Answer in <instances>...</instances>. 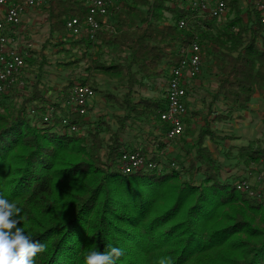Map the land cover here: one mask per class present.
Listing matches in <instances>:
<instances>
[{"label":"trees","instance_id":"trees-1","mask_svg":"<svg viewBox=\"0 0 264 264\" xmlns=\"http://www.w3.org/2000/svg\"><path fill=\"white\" fill-rule=\"evenodd\" d=\"M242 1L226 0L229 19L218 27L217 18H196L179 0H120L121 8L95 40L88 33L71 40L66 24L85 20V1L47 0L45 47L70 57L62 68L76 71L87 63V71L117 82L125 93L79 81L121 113L114 117L116 129L101 120L84 134L68 133L63 124L85 122L66 106L76 82L68 81L52 100L42 85L44 64L27 94L16 85L0 95V196L22 208L26 219L19 226L33 242L46 245L35 264H84L88 253L108 246L123 252L116 264H159L162 257H171L172 264H264V205L236 189L242 180L223 176L226 167L217 156L236 137L220 135L216 125L249 109L256 93L264 97L263 14L252 4L243 12ZM183 19L190 21L186 30L178 27ZM196 38L203 67L209 62L217 86L199 129L184 118L181 137L193 140L192 150L179 159L164 158L161 170L123 173L125 152H145L128 141L129 129L145 122L165 138L168 129L161 120L166 98L142 97L135 87L141 80L167 78L181 48ZM106 51L121 57L102 62ZM16 98L20 104L9 107ZM52 108L50 122L37 126ZM165 145L158 141V150ZM224 154L238 165L264 159L252 144L236 151L228 146ZM154 160L159 162L156 155Z\"/></svg>","mask_w":264,"mask_h":264},{"label":"rangeland","instance_id":"rangeland-1","mask_svg":"<svg viewBox=\"0 0 264 264\" xmlns=\"http://www.w3.org/2000/svg\"><path fill=\"white\" fill-rule=\"evenodd\" d=\"M180 4H183L187 8V2L179 0ZM253 0H243L242 8L243 12L247 9H252L251 4ZM168 17L170 15L167 14ZM229 19L227 14L217 19L216 26L225 27L226 20ZM11 38H15L21 41V45L24 46L25 51L28 53L26 57V68L22 75L24 81V88L21 91L23 94H27L33 84V78L39 73L42 64V85L45 93L57 101L58 96L62 88L68 83V81H75L76 85H79V81H95L102 90H108L116 92L118 94H124L125 89L117 82L109 81L102 76H97L90 71H87L89 65L82 63V67L76 71H71L62 68L61 64L70 60V57L65 52H59L58 48L49 45L46 46V42L49 38V25L47 23V12L44 8L26 9L22 14L21 24L15 26L9 30ZM71 40L75 37L70 34ZM54 45V44H53ZM68 48H71L69 45ZM81 49L79 53L83 52ZM95 56V55H94ZM124 56V55H122ZM99 56H95L97 58ZM118 54L106 51L100 56L102 62L118 61ZM202 73L193 80L188 87V101H187V118L190 123H193L196 128H200L203 124V114L211 100V94L215 91L217 86L216 79L211 76L209 72V62H204ZM167 78H149L141 80V85L135 87L136 93L142 97L165 99L167 93L169 73ZM73 90V89H72ZM72 92V91H71ZM261 97V98H260ZM256 98V99H254ZM20 104V98H16L13 102H9L8 106L13 107L14 105ZM90 108L87 114L84 116L85 122L79 127V133L84 134L87 129L97 128L101 120H105L111 124L114 129L117 128L116 120L114 117L121 114L118 109L111 107L104 99L95 94V97L90 102ZM67 106V103H66ZM260 109V112L252 111ZM220 109L225 111L226 106L221 104ZM0 112H4L0 108ZM195 114H201L196 116ZM37 124V122H36ZM137 127L129 129V133L126 135L128 141L132 143L134 147L139 146L144 148L143 154H155L158 150V141H165V135L163 131L154 127L153 124L145 122H139ZM220 135H233L236 140L230 142L226 147L222 145L221 150L217 152V156L222 161L226 169L224 172L230 174V180L237 178L236 180L250 181L248 177L251 173L257 180L264 174V159L260 164H239L235 159L225 160L224 152H227L228 146H234L235 151L248 144H252L255 147H260L264 151V97L256 93L250 102L249 109L244 111H236L228 119L216 125ZM107 135V134H106ZM131 145V144H130ZM194 142L192 139L186 137H179L172 143L165 145V157L166 160H175L185 155H188L189 151L192 150ZM212 146V145H211ZM132 147V148H133ZM212 148L215 149L214 146ZM133 150V149H131ZM225 176V175H224ZM255 180V182H256ZM251 184H257L258 192L264 199V185L262 182L250 181Z\"/></svg>","mask_w":264,"mask_h":264},{"label":"built area","instance_id":"built-area-1","mask_svg":"<svg viewBox=\"0 0 264 264\" xmlns=\"http://www.w3.org/2000/svg\"><path fill=\"white\" fill-rule=\"evenodd\" d=\"M87 7V14L83 22L78 18L69 20L66 24L68 32L81 38L88 33L91 39L97 38L98 32L103 25L108 24L110 16L121 8L120 0H84ZM187 2V9L194 13L196 18H222L228 13L226 0H183ZM47 4V0H0V95L10 91L14 86H24L22 75L26 68V48L21 45V41L11 38L9 30L21 24L22 14L26 9L42 8ZM252 5L256 10L262 12V23L264 24V0H253ZM195 18V17H194ZM190 21L183 19L178 23L180 30L189 28ZM23 44V43H22ZM203 47L196 38L188 45L181 48L179 52V62L170 69L167 93L166 109L161 113V120L167 124L166 144L172 143L179 138L185 129L184 118L187 116V92L189 84L195 80L203 69L202 60ZM95 97V91L88 85H76L67 102V108L72 112L85 116L90 108V102ZM55 110L52 108L43 121L37 120V126L47 125ZM67 126L68 133H77L79 127L71 124L69 120H63ZM159 158V162L154 160V156ZM166 153L165 149L157 151L155 154H143L139 152H125L121 158V170L125 174H131L140 170L162 169V160ZM256 182L264 185V174ZM257 184L250 181H239L236 189L247 193L250 197L261 200L264 199L258 192Z\"/></svg>","mask_w":264,"mask_h":264},{"label":"clouds","instance_id":"clouds-1","mask_svg":"<svg viewBox=\"0 0 264 264\" xmlns=\"http://www.w3.org/2000/svg\"><path fill=\"white\" fill-rule=\"evenodd\" d=\"M15 201L0 196V264H35L34 257L47 250L46 245L33 242L25 228L20 227L26 218ZM105 252L92 251L85 256L84 264H116L123 252L108 246ZM159 264H172L171 257H162Z\"/></svg>","mask_w":264,"mask_h":264},{"label":"crops","instance_id":"crops-1","mask_svg":"<svg viewBox=\"0 0 264 264\" xmlns=\"http://www.w3.org/2000/svg\"><path fill=\"white\" fill-rule=\"evenodd\" d=\"M2 11H3V10H0V12H2ZM260 98H261V97H260ZM254 99H256V98H254ZM187 101H188V95H187L186 104H187ZM251 110H252V111H255V112H256V111H257V112H260V109H258V110H254L253 108H251ZM165 141H166V139H165ZM224 175H225L226 178H229V177H230V174H226L225 172H223V176H224ZM248 177L251 179L250 181H253L254 183H256V182H255L256 179L254 178L255 176H253L252 173H251Z\"/></svg>","mask_w":264,"mask_h":264}]
</instances>
